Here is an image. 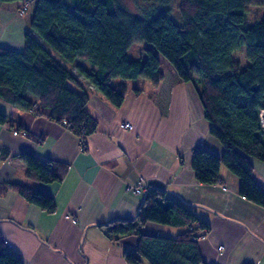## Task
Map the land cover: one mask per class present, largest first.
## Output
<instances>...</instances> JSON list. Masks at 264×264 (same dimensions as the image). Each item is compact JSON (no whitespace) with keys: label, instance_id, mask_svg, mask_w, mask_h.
I'll list each match as a JSON object with an SVG mask.
<instances>
[{"label":"trees","instance_id":"obj_1","mask_svg":"<svg viewBox=\"0 0 264 264\" xmlns=\"http://www.w3.org/2000/svg\"><path fill=\"white\" fill-rule=\"evenodd\" d=\"M17 1L28 2L0 3ZM173 1L155 0L136 14L120 0H34L24 50L0 45V98L23 111L35 107L36 115H45L86 139L97 126L87 108L88 85L114 107H121L129 81L143 78L158 86L164 80L160 54L182 82L195 85L210 134L223 146L220 155L204 146L194 149L192 166L198 182L223 183L221 168L226 167L239 178V194L264 207V189L254 178L252 162H264L260 118L264 110V17L247 23L249 7L264 6V0H179L178 18ZM143 41L152 45L146 58L130 59L132 44ZM78 60L89 62L91 69L75 64ZM116 79L121 82L112 85ZM141 92L134 89L136 95ZM8 119L0 112V124ZM9 154L0 149V161ZM19 158L26 165L25 177L39 183H60L70 169L66 162L29 152L20 153ZM10 190L48 213L56 211L53 196L21 183L0 182V196ZM143 198L134 219L100 226L116 241L129 234L138 236L136 248L124 251L125 261L209 264L199 240L211 230L210 223L165 188L149 186ZM148 222L185 226L186 230L177 236L149 234L143 231ZM0 264H24L1 235Z\"/></svg>","mask_w":264,"mask_h":264},{"label":"crops","instance_id":"obj_2","mask_svg":"<svg viewBox=\"0 0 264 264\" xmlns=\"http://www.w3.org/2000/svg\"><path fill=\"white\" fill-rule=\"evenodd\" d=\"M23 2L0 3V45L17 51L24 50L30 27L25 13L19 15ZM167 65L170 74L161 64L164 80L158 86L139 79L128 83L121 107L88 85L87 108L97 126L84 149L80 137L63 124L0 98V112L9 117L0 124V149L10 153L0 161V182L27 185L53 196L57 204L48 213L14 190L0 196V235L24 264H128L123 253L136 248L138 236L116 241L100 224L135 216L143 196L130 188L141 180L169 190L210 223L211 230L199 240L209 264H264V207L239 194V178L226 167L221 168L223 183L198 182L194 149L204 146L220 155L223 146L210 134L195 85L182 82ZM135 88L143 92L136 95ZM125 122L133 128H122ZM22 152L66 162L69 172L60 183L29 180ZM252 162L254 178L264 189V162ZM185 230L153 222L143 226L145 233L165 236Z\"/></svg>","mask_w":264,"mask_h":264},{"label":"rangeland","instance_id":"obj_3","mask_svg":"<svg viewBox=\"0 0 264 264\" xmlns=\"http://www.w3.org/2000/svg\"><path fill=\"white\" fill-rule=\"evenodd\" d=\"M122 5L129 11L136 13V14H140L141 13V9L144 8L145 6L152 4L153 2H155V0H120ZM179 4V0H175L172 3V7L174 9V14L175 17L178 18V13L176 12L177 7ZM21 8L19 9V15H23L25 13V19H27L28 21V26H30L31 21H32V17H33V11H34V6H35V2L34 0H28V2L24 1L22 4H20ZM25 8H28L27 11L23 12V9L25 10ZM264 17V6H258V5H254V6H250L249 10L247 12V23L249 25L254 24L255 22L261 20ZM152 48V45L146 41L143 42H135L132 44V46L130 47V49L128 50V56L130 59L132 60H138V59H145L146 58V50ZM51 52L56 55L57 57L58 54L56 52H54L53 50H51ZM160 59L162 60L161 64H162V70H164V72H167L166 74H170V68L167 65L168 62L167 60L161 56ZM239 58V56H238ZM86 63L88 65V67H91V65L89 64V62L86 61H80L78 60L77 63L75 64H83ZM85 65V64H84ZM68 66L70 68L73 67V65L68 64ZM87 67V66H86ZM87 67V68H88ZM163 73V72H162ZM164 74V73H163ZM149 81L147 79H143L140 78L138 81ZM136 81V80H135ZM135 81H129V85L133 84ZM121 80L120 79H116L112 82V85H116L118 83H120ZM154 223V222H153Z\"/></svg>","mask_w":264,"mask_h":264},{"label":"built area","instance_id":"obj_4","mask_svg":"<svg viewBox=\"0 0 264 264\" xmlns=\"http://www.w3.org/2000/svg\"><path fill=\"white\" fill-rule=\"evenodd\" d=\"M25 10H26V8H25ZM25 10L23 9L22 13ZM34 110H35V107L30 111L34 112ZM260 118H261V125L264 128V110L261 111ZM122 128L130 130L133 128V126L131 123L125 122L122 124ZM15 134H17V132H15ZM23 135H25L24 132H23ZM80 140H81V142H80L81 147L84 149L86 147V143H85L86 139L80 138ZM148 188H149V184L145 180H141L138 185L132 186L130 188V190L136 195L143 196L145 194V192L148 190Z\"/></svg>","mask_w":264,"mask_h":264},{"label":"water","instance_id":"obj_5","mask_svg":"<svg viewBox=\"0 0 264 264\" xmlns=\"http://www.w3.org/2000/svg\"><path fill=\"white\" fill-rule=\"evenodd\" d=\"M143 200H144V198L142 199V202H141L140 206L142 205ZM138 210H139V209H138ZM137 213H138V211H137ZM137 213L135 214V216L137 215ZM135 216H134V217H135ZM134 217H133L132 219H134ZM114 221H115V220H112V221H109V222H106V223L100 224V226H107L108 224H110V223H112V222H114Z\"/></svg>","mask_w":264,"mask_h":264}]
</instances>
